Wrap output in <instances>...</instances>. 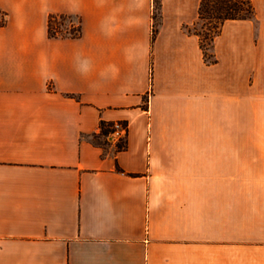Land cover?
Masks as SVG:
<instances>
[{
  "label": "crops",
  "instance_id": "0c3cea01",
  "mask_svg": "<svg viewBox=\"0 0 264 264\" xmlns=\"http://www.w3.org/2000/svg\"><path fill=\"white\" fill-rule=\"evenodd\" d=\"M201 1L0 0V264H264V0Z\"/></svg>",
  "mask_w": 264,
  "mask_h": 264
},
{
  "label": "trees",
  "instance_id": "16d2710c",
  "mask_svg": "<svg viewBox=\"0 0 264 264\" xmlns=\"http://www.w3.org/2000/svg\"><path fill=\"white\" fill-rule=\"evenodd\" d=\"M255 15V7L251 0H202L199 7V21L208 20L201 28H195V33L200 37V43L207 53V48L212 46L214 38L221 32L224 23L230 19H247ZM58 17L72 18L69 15L51 14L49 17L50 36H72L81 34V23L73 24V29L68 33H62L53 26V20ZM102 132L108 133L112 124L102 123ZM122 146V145H121Z\"/></svg>",
  "mask_w": 264,
  "mask_h": 264
},
{
  "label": "rangeland",
  "instance_id": "374dc122",
  "mask_svg": "<svg viewBox=\"0 0 264 264\" xmlns=\"http://www.w3.org/2000/svg\"><path fill=\"white\" fill-rule=\"evenodd\" d=\"M0 21H4V15H1L0 13ZM208 20H200L197 24V28H201L202 26L205 25V22H207ZM78 19L75 17L72 18H64V17H58L56 19L53 20V26L57 27L59 29L60 32L62 33H68L73 29V24H77ZM207 53H210V47H208L207 49Z\"/></svg>",
  "mask_w": 264,
  "mask_h": 264
},
{
  "label": "built area",
  "instance_id": "2783aa9c",
  "mask_svg": "<svg viewBox=\"0 0 264 264\" xmlns=\"http://www.w3.org/2000/svg\"><path fill=\"white\" fill-rule=\"evenodd\" d=\"M127 134V125L121 123V122H115L112 125L111 129V138L113 141L118 142L124 138H126Z\"/></svg>",
  "mask_w": 264,
  "mask_h": 264
}]
</instances>
